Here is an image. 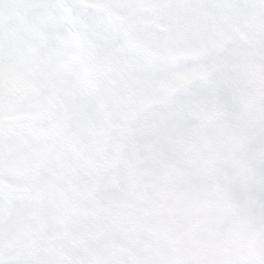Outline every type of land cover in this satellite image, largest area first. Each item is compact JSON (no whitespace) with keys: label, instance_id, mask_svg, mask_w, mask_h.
<instances>
[{"label":"rangeland","instance_id":"1","mask_svg":"<svg viewBox=\"0 0 264 264\" xmlns=\"http://www.w3.org/2000/svg\"><path fill=\"white\" fill-rule=\"evenodd\" d=\"M223 1L86 5L88 39L102 10L137 24L138 47L194 57L175 75L99 49L89 70L80 52L61 62L49 25L0 35V264H264V0ZM200 75L176 109L136 121ZM110 204L140 213L111 218Z\"/></svg>","mask_w":264,"mask_h":264},{"label":"snow or ice","instance_id":"2","mask_svg":"<svg viewBox=\"0 0 264 264\" xmlns=\"http://www.w3.org/2000/svg\"><path fill=\"white\" fill-rule=\"evenodd\" d=\"M92 0H0V35L16 33L39 38L44 25L54 30L48 38L55 41L59 61L82 53V66H93L96 51L131 54L138 51L134 32L136 23L121 26L108 16L93 39L85 32V8ZM140 23H143L141 21ZM110 59V57H106Z\"/></svg>","mask_w":264,"mask_h":264}]
</instances>
